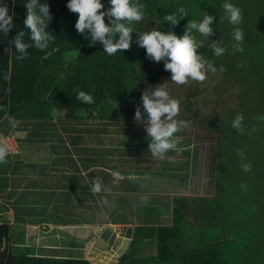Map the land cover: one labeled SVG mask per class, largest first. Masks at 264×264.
I'll return each mask as SVG.
<instances>
[{
  "label": "trees",
  "instance_id": "1",
  "mask_svg": "<svg viewBox=\"0 0 264 264\" xmlns=\"http://www.w3.org/2000/svg\"><path fill=\"white\" fill-rule=\"evenodd\" d=\"M27 2L28 0H0V5H7L15 25L7 36L0 32V109H7L0 110V125L7 127L5 132L11 126L9 117L20 121L15 129L25 127L29 131L27 140L34 138L44 141L49 140V136H53L52 139L55 136L60 137V132H52V129L56 130L57 126H61L66 132L68 130L74 132L70 136L71 144H75L74 148L78 150L79 142L90 145L102 142L101 136L92 133L93 130L86 127L90 120L106 122L104 125L117 119L135 121V108L138 105L141 107L143 118L147 119L141 102L142 91L145 88L151 91L152 87L165 81L169 83L171 72L165 71L164 61L157 63L146 56V50L136 44L138 34L155 28L163 32L171 30L180 36L183 35L189 20L200 21L204 13H207L215 18L211 25L214 34L207 39L194 33L203 41V47L198 51L217 69L215 74L225 75L224 81L239 82L237 87L241 89L238 94L241 102L239 98L236 101L232 99L226 107L221 106L218 113H215V104L210 103L211 108L208 101L203 104L205 110L207 109L204 114L200 105L193 107L195 104L189 103L182 107L177 119L186 120L189 126L199 130L213 132L217 152L220 149L222 156L224 153L223 159L237 157L235 154L238 155L245 150L246 146L248 147L247 143L255 144L264 150V0H228L242 10L243 19L239 27L244 31L241 45L243 51H236L232 47L235 43L233 25L228 22L222 7L225 0H139L145 5L144 11L153 17V24L144 31L133 30L130 49L118 51L111 56L103 52L101 43L89 42L90 35L87 31L84 34L76 31L78 14L70 12L66 7L68 0H41L42 3L48 4L52 17L48 30L53 33L55 39L45 50L50 55L44 59L45 51L31 47L23 60H17L15 57L19 53L15 51L14 43L10 44L9 41H12L20 30H24L26 32L24 41L31 43L28 29L23 23L26 18ZM101 3L105 5V9L110 7L109 0H101ZM181 7L187 10L188 16L182 18L178 25L172 26L164 20L166 14L177 13ZM211 40H219L227 51L219 57L215 56L209 48ZM221 67L223 71H220ZM199 89L200 87H196L195 91L187 93L188 97L192 95L197 98ZM78 91L90 93L94 103L86 104L79 101L76 98ZM211 97L210 102L216 99V94L212 93ZM185 98V102L192 100L190 97ZM245 99L248 103L252 102V105L247 108L242 105V109L248 112L240 113L242 112L240 106ZM182 102L183 100L181 104ZM237 105H240L239 109H231ZM60 112L64 114L61 116ZM237 114L243 115L240 129L231 126ZM53 119H58L59 124L52 122ZM48 127L50 130H47ZM259 129L263 131L262 136L257 134ZM249 131L254 132L253 136L248 133ZM254 136L258 139L255 140ZM143 138L145 137L140 138L139 142L144 145ZM51 142L55 143L53 148L57 147L59 150L63 147L66 153L70 151L66 143L58 144L56 139ZM87 149L94 152L91 146H86L84 150ZM226 149H230V153L224 151ZM9 156L6 164H0V191L7 188L6 174L9 171H15L16 166L18 169L34 166L24 163L19 167L16 161L12 165ZM66 156L62 155L61 159ZM223 163L228 165V162ZM219 171L216 168V176ZM13 183L11 180L10 184ZM15 193L8 191L6 196L8 202L12 199L13 221L16 224L24 222L33 224L37 221L33 219L36 218L37 212L40 215V212L46 209V203L52 199L51 193H47L46 198L37 201V205L29 204L32 202L29 200L38 199L20 197L19 194H23L24 191L16 193V197L13 198L12 195ZM215 195L207 196L206 201L209 199L211 203ZM190 197L184 194L174 196L171 224L157 225L154 228L155 253L141 255L137 250L140 240L136 238L135 245H130L129 250L120 255L117 264H230L224 254V247L228 243L221 244L220 241L223 231L220 230L215 240L212 237L205 239L207 234L203 229L195 233L192 231V224L190 225L187 220ZM63 200L64 197H59L58 203L65 205L61 204ZM206 201L197 203V206H200L199 210L201 207L203 208L201 211L206 208L204 207ZM62 207L66 209V206ZM52 216L53 220L58 222L59 215H53L52 211L48 212L46 220L51 221ZM84 220L87 218L84 217ZM204 220L207 219L201 218L202 223ZM65 221L77 222L78 219L64 218L61 222ZM12 230L14 228L9 220L0 213V264H90L82 250L78 255H70L64 248H58L56 245L52 247L50 244L39 243L36 246L13 244Z\"/></svg>",
  "mask_w": 264,
  "mask_h": 264
},
{
  "label": "crops",
  "instance_id": "2",
  "mask_svg": "<svg viewBox=\"0 0 264 264\" xmlns=\"http://www.w3.org/2000/svg\"><path fill=\"white\" fill-rule=\"evenodd\" d=\"M90 121L86 127L91 128L92 133L101 136L102 142L93 145L79 142L78 150L74 148L75 144H71L70 136L74 132L70 130L66 132L61 126H57L56 130L52 129V132H60V137L55 136L52 139L53 136H49V140L38 141L34 138L26 139L29 131L25 127L15 129L10 126L5 132L7 127L0 125V138L12 132L22 133L19 137L15 134L17 142L45 144L49 148L48 152H44L43 159L37 161L26 159L20 155L21 153H18L17 157L14 156L15 154L9 156L12 165L16 161L19 167L24 163L34 166L22 168L24 170L16 166L15 171H9L7 168L6 171H9L6 174L7 188L0 193L6 196L8 191L16 193L24 191L19 196L24 199L32 197L38 199L29 200L32 201L29 204L36 205L47 197V193H51L52 198L46 203V209L40 212V215L37 212L36 218H33L37 221L33 224L24 222L11 225L14 231L18 232V236H13L12 243L34 246L38 243L50 244L52 247L56 245L58 248H64L70 255H78L79 251L82 250V253L86 251V246H108L112 239L119 241V234L123 232L124 239L128 240L124 244L121 242L120 245L127 246L126 251L129 250L130 245H135L134 240L138 238L140 241L137 250L140 254H153L155 253L154 228L157 225L171 224L173 198L176 194L191 196L188 215L186 213L188 221L193 213L199 215L200 206H197V203H205L207 196H214L213 179L215 178L213 177L214 174L216 175L214 166L217 162L215 136L213 155L211 151L206 155L205 150L200 146L194 147L193 142L181 141L178 145L183 149L181 152L169 151L165 159L160 160L154 158L150 151H144L148 149L150 142L146 140L150 137H147L145 130L140 133L138 130L133 131L135 128L133 125H127L129 128H106L116 122L137 123L136 121L117 119L105 125L106 122L100 120L93 121V125H90ZM48 128L47 130H50V127ZM142 137H145L144 145L139 142ZM55 139L58 144L66 143L70 151L66 153L63 147L59 150L57 147L53 148L55 143L51 141ZM86 146L93 147L94 152H91L92 149L84 150ZM62 155L67 156L61 159ZM116 172L120 173V179L113 176ZM95 177L103 181L104 187L99 194L92 191L91 181ZM168 178L172 179L171 183H168ZM11 180L13 184H10ZM16 193L12 195L13 198L16 197ZM106 195L113 198L110 210L114 216L109 221L99 222L101 220L99 215L103 211L102 201ZM6 197L8 202V196ZM59 197L65 198L61 201V204L65 205L58 203ZM139 197H145V200L135 207L133 202L128 201V199L137 200ZM8 203L9 208H12V199ZM62 206H66V209ZM104 206L107 207L105 204ZM49 211H52L53 215H59L58 222L53 220V216L51 221L46 220ZM84 217L87 220H84ZM60 218L62 220L76 218L78 221L61 222ZM26 228H30L29 231H26Z\"/></svg>",
  "mask_w": 264,
  "mask_h": 264
},
{
  "label": "clouds",
  "instance_id": "3",
  "mask_svg": "<svg viewBox=\"0 0 264 264\" xmlns=\"http://www.w3.org/2000/svg\"><path fill=\"white\" fill-rule=\"evenodd\" d=\"M110 7L105 9L101 0H68L66 7L70 12L78 14L75 23V29L78 33L84 34L86 31L90 35V43L99 42L103 45V52L109 56L115 55L118 51L128 50L132 44L133 28L132 22L144 20L145 5L139 0H109ZM225 10L228 22L233 25L232 45L236 51H243L242 42L244 40V31L239 25L242 23V10L225 0L222 5ZM26 18L23 21L28 29L31 43L25 42L23 37L26 35L24 30H20L12 41L15 51L19 53L15 58L23 60L28 53V49L35 47L38 50L45 51L50 43L55 39L53 33L48 30V25L52 19L49 6L42 3L41 0H28L25 4ZM187 10L183 7L178 9L177 13L166 14L164 20L172 26L178 25L179 21L187 17ZM107 18V19H106ZM214 16L204 13L200 21L189 20L185 26L183 35L178 36L174 31L163 32L158 29H151L138 34L136 44L146 50V56L154 61H164L165 71L171 72V82L177 85H184L189 80L203 82L207 78V73L216 72L213 64L206 59L199 49L203 47V41L197 38L199 35L209 39L214 34L213 24ZM13 17L9 15V9L6 4L0 5V32L8 35L10 29L15 25L12 22ZM118 37V39H117ZM210 50L217 57L224 54L227 49L221 46L219 40H211ZM50 53L45 51L44 59H47ZM224 69L221 67L220 71ZM79 101L92 104L94 98L90 93L78 91ZM141 102L147 119L143 118L141 107L135 108L134 120L137 123L145 125L148 142V150L154 158L163 160L169 151L181 152L183 149L178 145L181 143V137L176 136L183 128L188 127L189 122L178 120L180 114V101L172 98L168 91V82L165 81L152 87L149 91L146 88L141 93ZM7 111L6 108L0 109ZM9 124L15 128L20 121L14 117H9ZM243 115L237 114L232 122L234 129L242 128ZM9 148L0 138V164L7 163ZM242 170L251 171V164H242ZM116 179H120V173H113ZM92 191L99 194L103 190V181L95 177L92 181ZM242 189L245 187L241 185Z\"/></svg>",
  "mask_w": 264,
  "mask_h": 264
},
{
  "label": "rangeland",
  "instance_id": "4",
  "mask_svg": "<svg viewBox=\"0 0 264 264\" xmlns=\"http://www.w3.org/2000/svg\"><path fill=\"white\" fill-rule=\"evenodd\" d=\"M152 24L153 17L145 12L144 20L132 22L130 26L133 30L140 29L144 31ZM224 78L225 75H218L209 71L206 80L203 82L189 80L187 84L177 85L170 81L168 83V91L172 98L180 101V110L184 105L192 103L195 104L193 107L200 105L204 114L207 109L205 110L203 104L209 101V106L212 108L211 104H215L214 112L218 113L221 106L226 107V104L232 101V99L236 101L239 98V90H241L237 87L239 85L238 81L229 83V81H224ZM196 87H200L198 97L196 98L190 95L189 97L192 100L185 102V97L189 99L187 93H191L192 90L195 91ZM212 93L216 94V99L210 102ZM207 96H210V98L208 99ZM182 100L183 104H181ZM239 101L241 102V97ZM242 105L247 108L250 107L249 105H252V102L248 103L245 99L242 101L241 106H233L231 109H239L238 106L242 109ZM241 111L240 113L248 112V110L243 109ZM63 114V112H60L61 116ZM53 120H55V122L53 121L55 124H59L58 119ZM90 122V125H93V121ZM127 125H133V127H135L133 131L138 130L139 133L145 130L144 124L130 122H116V124H109L106 128H129ZM182 133L184 135L183 137ZM248 133L251 136L254 134L253 131H249ZM262 133L263 131L260 129L257 131V134L260 136H262ZM15 134L19 137L22 133L17 134L12 132L10 133V141H5L7 146H12L14 150L9 155L15 154L14 156L17 157V154L21 153L20 155L22 157L37 161L43 159L44 152L49 151L48 146L45 144L17 142ZM177 136L181 137V141L184 143L193 142L195 144L194 147L200 146L202 150H205L206 155L210 151L212 155L214 154L215 135L213 132L202 131L188 125V127L178 132ZM257 139L258 137L255 138V140ZM247 144L248 147L246 146L245 150H242L238 155L235 154L238 158H232L231 156L229 159H223L224 153L222 156V151L218 149L216 156L217 162L215 163L214 169L216 170L217 168L220 171L217 176L214 174L213 177L215 178L213 179L216 194L215 198L212 199L213 201L211 203L208 199L204 206L206 208L201 211L203 209L201 207L199 215L197 216L193 213L188 221L190 225L192 224L191 229L194 233L202 229L206 232L207 237H205V239L212 237L214 238L213 240H215L220 230L224 232V234L222 233V239L220 241L221 244L225 242L228 243L224 247V254H226V259L229 260L230 264H264V150L259 149L255 144ZM224 151L230 153V149ZM223 161L228 162V165H224ZM247 163L251 164V171L249 172L243 171L241 167L242 164ZM171 180L172 179L168 178V183H171ZM241 185L245 187L242 189ZM0 194L2 195L0 198V206L3 209L1 211L2 216H5L11 225H17L16 222L13 221V208H9L7 197L2 193ZM144 200L145 197H139L137 200L128 199L130 203L133 202V207ZM104 204L107 205V207H105ZM110 204H113V198L106 195L102 201L103 211H101V215H99L101 218L99 222L111 220L112 210H110ZM197 217L199 219L198 221ZM104 218L107 220H104ZM201 218L207 220H204L202 223ZM29 229L26 231H29ZM17 235V231H14V233L11 232L12 239L13 236L15 237ZM119 236V241H113L112 239L110 241L111 244L108 246H86L84 257L88 261L90 260V264H117L120 255L128 248L127 246L123 247L120 245L121 242L124 244L125 241L128 240L127 238L124 239L125 235L123 232H120Z\"/></svg>",
  "mask_w": 264,
  "mask_h": 264
},
{
  "label": "built area",
  "instance_id": "5",
  "mask_svg": "<svg viewBox=\"0 0 264 264\" xmlns=\"http://www.w3.org/2000/svg\"><path fill=\"white\" fill-rule=\"evenodd\" d=\"M10 137H11L10 134H6V135H4L2 138H3L4 142H5V141L9 142V141H10ZM8 140H9V141H8ZM8 148H9V154H11V152L14 151V150L12 149V146H11V147H8Z\"/></svg>",
  "mask_w": 264,
  "mask_h": 264
}]
</instances>
